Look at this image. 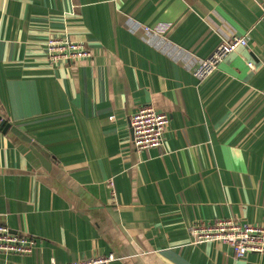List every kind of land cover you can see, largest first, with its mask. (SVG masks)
<instances>
[{
  "label": "crops",
  "instance_id": "0c3cea01",
  "mask_svg": "<svg viewBox=\"0 0 264 264\" xmlns=\"http://www.w3.org/2000/svg\"><path fill=\"white\" fill-rule=\"evenodd\" d=\"M231 34L247 45L200 81ZM49 36L92 55L51 62ZM150 104L164 143L137 151L129 116ZM0 117V223L36 239L0 264H264L188 232L264 225V0H0Z\"/></svg>",
  "mask_w": 264,
  "mask_h": 264
},
{
  "label": "built area",
  "instance_id": "2783aa9c",
  "mask_svg": "<svg viewBox=\"0 0 264 264\" xmlns=\"http://www.w3.org/2000/svg\"><path fill=\"white\" fill-rule=\"evenodd\" d=\"M247 45L245 36L231 34L223 38L206 57L199 60L193 69V74L203 81L215 72L226 54L239 46ZM45 53L51 62L64 60L67 62L89 58L92 53L82 42L69 40L63 36H49L44 42ZM169 116L165 111L157 110L153 105H141L129 116L131 141L137 151L160 147L164 143V136ZM107 185L113 198L116 190L113 179H108ZM189 241L200 243L206 241H220L228 243L236 256H243L248 252H264V225L240 223L233 217L218 218L213 221H194L188 227ZM36 239L30 235L12 233L9 228L0 223V252L30 253ZM113 254L96 255L84 260L50 264H110Z\"/></svg>",
  "mask_w": 264,
  "mask_h": 264
},
{
  "label": "water",
  "instance_id": "95a60500",
  "mask_svg": "<svg viewBox=\"0 0 264 264\" xmlns=\"http://www.w3.org/2000/svg\"><path fill=\"white\" fill-rule=\"evenodd\" d=\"M9 126V123L5 121V119L0 117V127H3V129H6Z\"/></svg>",
  "mask_w": 264,
  "mask_h": 264
}]
</instances>
